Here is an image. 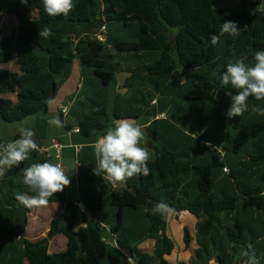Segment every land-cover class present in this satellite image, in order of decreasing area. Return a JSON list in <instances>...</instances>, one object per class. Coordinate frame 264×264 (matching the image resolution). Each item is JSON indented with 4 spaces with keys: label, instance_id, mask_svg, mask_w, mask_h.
<instances>
[{
    "label": "trees",
    "instance_id": "trees-1",
    "mask_svg": "<svg viewBox=\"0 0 264 264\" xmlns=\"http://www.w3.org/2000/svg\"><path fill=\"white\" fill-rule=\"evenodd\" d=\"M221 1L225 0H74L67 17H51L42 0H0V26L5 16L19 22L14 40L0 38V121L48 113L79 61L83 90L72 115L85 143L83 154L88 155L86 160L78 158L79 200L85 206L81 223L86 224L78 232L75 212L80 209L67 200L65 188L48 200L65 203L66 208L51 221L47 236L39 241L26 236L30 207L15 198L33 193L23 183L22 170L29 159L49 160L34 151L19 168L0 176L1 264L9 255L17 256L8 246L11 242L22 249L10 264H172L165 259L175 250L167 234L169 215L151 211L161 200L174 212L207 215L197 226L198 248L191 264H234L241 257L239 264L247 259L241 252L248 243L259 260L264 256V245L250 240L245 231L251 229L246 217L253 218L249 202L264 204V116L251 111L252 105L264 107V101L250 98L249 111L229 120L225 113L232 101L227 93L236 92L213 76L225 71L229 61L243 59L252 66L254 53L264 51V10L259 9L264 1L240 0V8H216ZM226 21L237 23L242 31L236 38L222 36L213 46L211 35ZM112 24L133 28V34L117 35ZM103 25L106 42L96 37ZM45 27L52 34L40 38L39 30ZM120 73L132 74L144 87L146 75L158 77L148 86L155 93L140 90L139 100L113 92ZM123 87L134 86L127 82ZM155 94L164 99L159 111L152 105ZM164 113L165 119H157ZM142 114L154 116L147 127L148 144L153 147L155 140L160 146H154L147 176L137 175L114 187L103 175L93 174L97 161L91 145L115 121ZM62 117L67 130L75 129ZM204 124L215 127L211 131ZM93 129L96 135H90ZM248 148L252 154L245 152ZM58 234L67 238V249L51 254L50 241ZM190 240L187 231L186 246ZM147 243L154 248L143 249Z\"/></svg>",
    "mask_w": 264,
    "mask_h": 264
},
{
    "label": "clouds",
    "instance_id": "clouds-1",
    "mask_svg": "<svg viewBox=\"0 0 264 264\" xmlns=\"http://www.w3.org/2000/svg\"><path fill=\"white\" fill-rule=\"evenodd\" d=\"M26 3L27 0H24ZM44 11L51 17L63 15L67 17L75 7L74 0H42ZM242 30L237 23L226 21L220 26L217 34L211 35L213 46L220 43L224 35L236 38ZM48 27L39 30L40 38L51 35ZM254 65L245 64L243 59L229 61L226 70L213 72L223 86H231L236 94L227 93L231 97V106L225 113L229 120L241 117L249 111V99L264 101V51L254 53ZM47 103L51 104L49 100ZM251 111L264 116V107L251 106ZM59 118H52L49 124L60 126ZM90 135H96L95 129ZM35 133L30 128L21 127L19 138L0 144V176L13 167L20 165L29 159L30 153L39 150L40 145L34 139ZM145 132L142 126L131 119L115 121L114 125L108 127L103 135L97 136L91 145L94 149L96 166L92 169L93 174L108 180L114 187L123 185L127 180L137 176H147L150 172L148 162L151 159L150 150L145 146ZM23 183L33 193L29 196L24 193L16 195L17 201L25 206L44 205L49 198L61 193L69 186L70 180L65 175L61 166L56 163L43 162L32 163L23 168ZM261 195H264L262 193ZM153 213L167 217L173 209L165 201L155 203L151 209ZM241 255L246 257L245 264H260L256 249L253 244L248 243Z\"/></svg>",
    "mask_w": 264,
    "mask_h": 264
},
{
    "label": "rangeland",
    "instance_id": "rangeland-1",
    "mask_svg": "<svg viewBox=\"0 0 264 264\" xmlns=\"http://www.w3.org/2000/svg\"><path fill=\"white\" fill-rule=\"evenodd\" d=\"M264 1V0H263ZM216 8L218 9H234V8H240V0H225V1H221L219 3L216 4ZM259 9H263L264 10V2L263 5L259 8ZM18 27H19V22L18 20L14 17V16H5L4 17V21L3 24L0 26V38H6V39H15L17 32H18ZM111 28L113 29V31L115 30V33L118 35H122L124 37H130L133 34V28L132 29H125L122 26H118V24H112ZM173 32H177L176 29H172ZM123 55V54H121ZM119 58H117L118 60ZM10 69H15L16 68L11 65L9 67ZM180 70V69H179ZM132 74H128V73H120L117 74L116 76V80L118 82V85L115 86L113 85L111 87L112 90L115 89V87H122V89L126 90V96L128 95V92L130 91V94L134 95L135 98L139 99V100H143V96L141 95V93L139 92L140 90H143L144 86H142V82L141 80H137L138 78H134L132 77ZM147 79L145 80L146 82H144V84L147 86V92L150 93H155V88L152 87H148L151 86V82L150 79L156 80L158 77L155 76H147ZM186 78H191L189 76H187ZM125 80H128V82L130 84H132L134 87L131 88H123ZM145 92V91H144ZM121 94V93H119ZM124 93L122 95H125ZM148 97V95H147ZM68 99V97H66ZM157 98V99H156ZM154 99L156 101H160V105L153 104V109L159 111L160 106L164 103V99L160 94H155ZM134 104L138 107L144 106V102H136L134 101ZM77 110V107L75 106L74 111ZM37 116V115H36ZM36 116H29L27 118H24L21 121H16V122H12V123H8V122H3L0 121V144H7L10 141H13L14 138L16 137V135H19V129L21 127H26V128H30L31 130L34 131L35 136L34 139L36 140V142L38 144H41L42 141L47 142L45 143V146L49 147L53 141V139H56L57 137L55 136V133L59 132L61 129L58 126L56 129L53 128H49V127H41V125L39 124V122H41V120H36L38 118H36ZM166 116V115H165ZM146 115L142 114L141 117H139V120L137 121L139 124L140 122H143L145 119ZM167 117V116H166ZM159 119H165L164 117L159 116ZM69 119L72 120L74 119V115H70ZM204 126H207L208 129H210L211 131H213L212 128H214L215 126L212 125L211 127H209L210 125L204 124ZM217 128H220L219 125L216 126ZM145 132V137H144V141H145V146L152 152V155L155 152L154 146H160V144L155 141L152 140L153 143V147H151L148 142H149V133L146 130H143ZM226 133V132H225ZM225 133H221L222 136L225 135ZM54 134V135H53ZM247 154H252L253 150L251 148H248L245 151ZM50 153L52 154V159H50V162L55 161V151L53 149L50 150ZM222 153V152H221ZM151 155V154H150ZM222 155V154H221ZM234 160V162L237 163L238 158L236 156H232V158ZM64 163L68 164L70 166V170L69 172L66 174V176H68L69 180H70V184L68 186V190L69 192L73 193V195L70 196V200L73 201L75 199H77V197L75 196V194H77V164H76V159L74 156H72L71 158L67 159V157H64ZM228 173V172H227ZM239 179H245V176H241L239 175ZM261 183V182H260ZM262 185H264L263 181H262ZM249 201V200H247ZM252 204V212H253V218H252V224H251V228L252 230H256L257 232H261L264 233V204L263 205H257L259 203V201L255 200L252 202H249ZM37 207L34 206V208ZM42 208H40L41 210ZM47 211L48 214L50 216L53 215L52 210L49 209L47 207ZM33 213L34 211H32L31 213V228L29 226V235L30 236H40V234L45 230L46 226L45 224H43L41 221L34 219L33 217ZM207 215L205 213H200V214H192L189 212H174L172 211L169 214V226H168V236L171 237L173 239V241L175 242V250L173 251L171 256H166L165 259H167L169 262H171L172 264H179L182 262H185V264H191L195 261V250L198 248V242H197V234H196V230H197V226L199 223L204 222L206 219ZM77 223V221L75 222ZM85 223H81V220L78 222V225L76 227H82L85 226ZM253 226V227H252ZM189 232V236L191 237L190 243L188 246H186L185 242H184V235L186 232ZM254 232V231H253ZM247 233L249 234V238L250 240H254L256 241V235H253V233H251L250 231H247ZM29 238V236H28ZM30 239V238H29ZM66 237L64 235H58L57 237H55L51 243H50V247H49V252L51 254L54 253H59V252H63L66 250L67 245L65 244V240ZM264 245V243H262ZM9 247H12L14 249L18 248V243L17 242H11L9 245ZM62 246V248H61ZM20 248V247H19ZM143 249L148 250V249H153L154 248V244L152 243H147L145 245L142 246ZM22 249V247H21ZM241 257H238L237 261L240 260ZM234 264H236V262ZM199 264V263H198ZM209 264H215L214 261H210Z\"/></svg>",
    "mask_w": 264,
    "mask_h": 264
},
{
    "label": "crops",
    "instance_id": "crops-1",
    "mask_svg": "<svg viewBox=\"0 0 264 264\" xmlns=\"http://www.w3.org/2000/svg\"><path fill=\"white\" fill-rule=\"evenodd\" d=\"M145 78H147V77L145 76ZM127 82H128V80H125V83H127ZM143 82H145V81H143ZM82 83H83V80L81 78V73H80V63H79V61H77L73 65V71H72V74H71L70 78L68 80H66L65 83L62 85V87H61V89H60V91L58 93V96H57L56 101H53L52 102V104L50 106V109H49V112L46 113V114L42 113V114H39V115L36 116V118H38L36 120H38V121L41 120V122H39V124L41 125V127L44 126V127H49L51 129H53V128L56 129L58 126L49 124V120L52 119V118H54V117L55 118H59L61 120V122H62L61 125L59 126L61 130L59 132L55 133V136L54 137H57V138L56 139H53V140L60 141L66 147L64 149V151H63V159H62V161H63V167H64L63 168V171H64L65 175L70 170V166L68 164L64 163V157L65 156L67 157V159L71 158L72 156L75 157L78 170L81 167L80 166L81 164L78 162V158L79 159L83 158L84 160H86L85 157H88V155L83 154V150L82 149L79 152L76 151L75 146H78V145H82L83 146V145H85V143L79 137L78 133L74 132V130L78 129L77 128V125H76L77 118L74 117V119H72V120L69 119V116L73 113V110H74L75 106H77V102L80 99V93L83 90ZM125 88H128V87H125ZM147 89H148L147 87H144L143 88L144 91L145 90L147 91ZM114 91L116 93H118V94L121 93V95L123 93L124 94L126 93V90L125 89H122V87H115V89L113 90V92ZM122 96L123 97H128V96H133L134 97V95L130 94V91L128 92V95L127 96H126V94L125 95H122ZM66 97H68V99ZM154 101H156V100H153L152 103ZM68 102H72V106L69 109L68 115L67 116H64V117L68 121V123H71L73 125V127L75 128L72 131L67 130L66 127L64 126V121H63L64 118L62 117L61 110H60V107L62 105H66V103H68ZM157 104H158V101H157ZM158 105H160V101H159V104ZM159 115H157V119H159L158 118ZM153 117L154 116H150V117L148 116L147 117V115H146L144 121L143 122H140V125L142 126V129L143 130L147 129V127L152 123ZM131 120L138 121L139 118L138 119H131ZM45 143H47V142L42 141L41 142V145H45ZM150 154H151V158H152L153 155H152V152L151 151H150ZM51 163H54V161L51 162ZM31 164H32V161L29 159L28 166H30ZM76 178H77L78 185H77V194H75V196L77 197V199H75L73 201L70 200V196L73 195V193L72 192L71 193L69 192L68 186L66 187L67 200L69 202L74 203V204H78V203L81 202L79 200L80 199V194H79L80 187H79V182H78V172H77V177ZM47 207L52 210V213H53L52 216H50L48 214ZM40 208H42V209L40 210ZM65 208H66V204L65 203H58V202L47 203V204H44V205H37V207H35V208H34V206H31L30 207V213L28 215V225L26 227V236H27V238L29 236L30 239L29 238L28 239L31 240V241H39V240L45 238L47 236V234L49 233V231H50L51 221L53 219L59 217V215L62 213V211H64ZM32 211H34V213H33L34 219L41 221L46 226L45 230L40 234V236H30L29 235V226L31 228V221H32L31 220V218H32L31 217ZM248 217H246V220H247L246 222H247V224H250V228H251L252 219H248ZM245 231H246V235L247 236H249V234L247 233V231H250L251 233H253V235H256L257 240L255 242L259 246H263L262 241H263V238H264V233L257 232L256 230H252V228L251 229L247 228ZM58 235H63V234H58ZM57 236H55V237H57ZM65 240H66L65 241V244L67 245V242H68L67 238ZM51 241H50V243H51ZM49 247H50V244H49ZM61 248H62V246H61ZM20 249H21V245L18 244V248L15 249L17 251V256L14 257L12 255H9L5 259L4 264H10V260L12 262V260H14V258H17L20 255V254L18 255V251ZM261 259L264 260V256H262ZM17 260H19V259H17ZM244 263H245V261L240 262L239 264H244ZM24 264H29V263L27 261L26 262L24 261Z\"/></svg>",
    "mask_w": 264,
    "mask_h": 264
},
{
    "label": "built area",
    "instance_id": "built-area-1",
    "mask_svg": "<svg viewBox=\"0 0 264 264\" xmlns=\"http://www.w3.org/2000/svg\"><path fill=\"white\" fill-rule=\"evenodd\" d=\"M106 34H107V25H103L101 30H100V32L97 34L96 37H97V39L100 42H106L107 41ZM156 103H157V101L153 102V104H156ZM71 106H72V102H68V103H66V105H62L60 107L61 114L63 116H67ZM159 116L165 118V114H161ZM74 132L79 133V129L74 130ZM39 145H40V148L36 152L39 155L43 156L47 160H50V159L53 158L52 154L50 153V150L53 149L55 151V161H54V163L59 164L61 166L62 170H63L64 167H63L62 159H63V151L66 148L65 145L63 143H61L60 141H58V140H53L49 147H47L45 145H41V144H39ZM82 148H83L82 145L75 146V149H76L77 152H79ZM224 171L225 172H229V170L227 168H225ZM78 207H79L81 212L85 211V206H84V204L82 202L78 203ZM129 261L133 263V260L131 258H129Z\"/></svg>",
    "mask_w": 264,
    "mask_h": 264
},
{
    "label": "water",
    "instance_id": "water-1",
    "mask_svg": "<svg viewBox=\"0 0 264 264\" xmlns=\"http://www.w3.org/2000/svg\"><path fill=\"white\" fill-rule=\"evenodd\" d=\"M53 101H56V99H54ZM145 130L147 131V129H145ZM75 215H76V221H77V223L74 224V231L75 232H78L80 228L79 227H76V226L78 225V222L82 218V212L76 210Z\"/></svg>",
    "mask_w": 264,
    "mask_h": 264
},
{
    "label": "bare ground",
    "instance_id": "bare-ground-1",
    "mask_svg": "<svg viewBox=\"0 0 264 264\" xmlns=\"http://www.w3.org/2000/svg\"><path fill=\"white\" fill-rule=\"evenodd\" d=\"M250 66V65H249ZM184 71V70H183ZM172 82V81H171ZM177 82V81H176ZM178 84V83H177ZM170 85V84H169ZM171 86V85H170ZM174 86V85H173ZM175 86H176V84H175ZM243 124H244V122H243ZM246 124V123H245ZM249 124V123H248ZM252 124V123H251ZM249 126V125H248ZM246 129V128H245ZM250 130V129H249ZM249 130H247V131H249ZM243 135V134H242ZM242 137V136H241ZM241 139V138H240ZM260 142V141H259ZM264 148V147H263ZM15 168V167H14ZM12 171H13V169H12ZM10 172V171H9ZM7 175V174H6ZM16 199V198H15ZM111 204V203H110ZM18 209V208H17ZM111 212H112V210H111ZM105 213V212H104ZM113 213V212H112ZM109 214H110V212H109ZM105 215V214H104ZM111 215V214H110ZM109 217V216H108Z\"/></svg>",
    "mask_w": 264,
    "mask_h": 264
}]
</instances>
